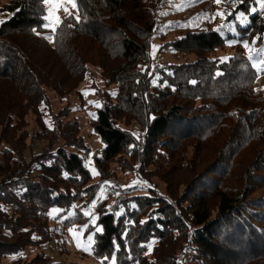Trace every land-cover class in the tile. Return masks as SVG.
<instances>
[{
	"label": "trees",
	"instance_id": "obj_1",
	"mask_svg": "<svg viewBox=\"0 0 264 264\" xmlns=\"http://www.w3.org/2000/svg\"><path fill=\"white\" fill-rule=\"evenodd\" d=\"M77 3L53 33L43 27L42 0H0V262L32 245L39 251L26 264H55L42 246H63L69 228L88 222L81 209L112 180L116 162L145 187L119 186L92 209L98 219L86 229L103 227L92 245L103 264L113 253L116 264H264V115L250 125L231 101L260 93L243 41L264 47V8L243 0L219 30L197 28L191 15L192 25L162 46L193 58L152 65V38L178 24L163 25L145 0ZM228 45L222 63L213 52ZM90 66L116 85L113 95L95 88L90 123L103 147L92 154L77 122L64 121L70 107L51 111L48 96L73 92ZM34 140L44 144L36 149Z\"/></svg>",
	"mask_w": 264,
	"mask_h": 264
},
{
	"label": "rangeland",
	"instance_id": "obj_2",
	"mask_svg": "<svg viewBox=\"0 0 264 264\" xmlns=\"http://www.w3.org/2000/svg\"><path fill=\"white\" fill-rule=\"evenodd\" d=\"M146 3L151 2L154 8H157V16L160 21H163L164 24H168L169 21L173 22L172 24L176 26L175 28H169L164 26L160 28L164 32L163 37L161 35L156 34L152 38L151 47H150V61L152 65H156L157 63H168V62H179L183 60H191L193 58V54H179L175 55L171 50L167 48V46H162L166 40H170L176 38L179 35V31L184 28V25H192L193 22H187L186 20L198 13L200 18V23L197 28L199 29H208L214 28L217 29L222 26L223 20L226 18V13L231 10L233 4L229 2V0H222L220 4H216L213 0H185V4L187 6H182L177 9L176 4H180L181 0H174L172 4L165 0V2H158L156 0H145ZM45 5V15H47V10L49 5ZM72 13H76V9H73L71 5H66ZM222 12L224 15L213 17V14L216 12ZM166 13V14H162ZM57 14L62 17L65 15L63 8H60ZM197 16V17H198ZM206 18L207 23L204 22ZM167 20V21H166ZM204 22V23H203ZM47 23V21H45ZM221 28V27H220ZM51 30L50 28H47ZM157 46V47H153ZM253 47V46H252ZM245 48V47H244ZM255 48V47H253ZM234 48L231 46H226L224 48H217L213 55L218 57H228ZM246 54H248V49L245 48ZM96 87L110 92L112 95L116 92V85L114 84H106L103 78L101 77L99 71L96 67L90 66L89 71L84 74L83 79L79 82L77 87L73 92L60 96L56 91L53 90L48 91L49 102H50V110L57 111L63 106H69L71 111L68 115L64 117L65 120H75L79 127V132L84 140V144L88 146L90 150V154L93 152H99L103 147V143L97 134L92 129L90 119L94 116V111L97 106L95 91H90V89H95ZM254 91H259L257 94H250L246 91L237 94L232 98V102L234 106H236L237 111L240 114H244L248 117L249 124L252 125L254 122L259 121L261 117L264 115V72L260 73L256 78V81L253 85ZM87 91V95L83 93ZM91 102V103H90ZM49 109H44L42 107V111L45 113L44 119L47 124H51V119L49 116ZM26 126L29 132L35 129L34 115L28 113L25 116ZM256 120V121H255ZM35 148L38 149L44 144L43 142H39L34 140ZM27 151L25 155L27 156ZM86 163L90 169L94 168L92 159L90 155L86 156ZM112 170L114 171V177L110 181V185H106V191L103 193L104 197H107L106 192H113L114 189L119 186H126L133 182L142 183L145 187V182L142 181L137 172H134L130 169H122L116 162L111 163ZM93 174V173H92ZM94 180L98 179V175H94ZM156 182L157 178L154 179ZM159 183V182H158ZM163 186V183H159ZM97 199V198H96ZM101 199H98V201ZM57 210V209H54ZM58 211H51V224H54V217ZM75 228V227H72ZM70 229V228H69ZM67 230L65 234L64 245L55 244L54 242H50L44 244L42 246V250L45 254L51 259V261L55 264H103L100 259L95 258L92 255V251H84L82 248L77 247V241L73 238V235ZM77 231H82V235L79 237L81 241H86L87 236L92 232H89L88 229H77ZM62 248V249H61ZM39 251L38 246H27L21 253L7 257L3 259L0 264H26L35 254Z\"/></svg>",
	"mask_w": 264,
	"mask_h": 264
},
{
	"label": "snow or ice",
	"instance_id": "obj_3",
	"mask_svg": "<svg viewBox=\"0 0 264 264\" xmlns=\"http://www.w3.org/2000/svg\"><path fill=\"white\" fill-rule=\"evenodd\" d=\"M42 2L46 5H49V8L47 10V15H45V17H44V20L47 21V23L43 24V27L44 28H50L53 33H55L58 30V28L61 26V24L63 23V19L57 14L59 9L63 8L65 15L68 17H72L73 13H72V11L69 10V8L66 5H71L73 9L78 8L77 0H42ZM168 2L170 4H172L174 2V0H168ZM189 2H191V0H189ZM197 2H198V0H197ZM213 2L216 4H220L222 2V0H213ZM229 2H231L233 5H235L237 3H242L243 0H229ZM257 2L260 4V6L262 8H264V0H257ZM175 6L177 7V9H179L182 6H187V5L185 4V0H181V3L176 4ZM251 11L255 12L256 9L252 8ZM162 14H166V13H162ZM222 15H224V13L218 11V12L213 14L212 18H215L216 16H222ZM74 18L77 20L79 19L78 17H74ZM237 19L240 20L241 23H243L244 22L243 14L237 15ZM0 23H3V21H0ZM220 27L223 28L225 26L222 25ZM217 30H219V29H217ZM33 31H35V29H33ZM48 39H51V37H48ZM236 42L237 41H228V43H230V44L236 43ZM153 47L155 48L157 46H153ZM243 47L248 49L247 59L251 62V67L257 70V76H258L260 73L264 72V47H261L258 49L253 48V47H251L249 41H247V40L243 41ZM229 59H230L229 57H221L220 58L222 63L229 60ZM218 75H219V73H218ZM192 83H195V81H193ZM90 91L94 92L95 89H90ZM83 94L87 95V91H85ZM113 94H115V93H113ZM97 106H99L98 102H97ZM91 171L94 175H99V173L96 171L95 168H92ZM133 183H135V182H133ZM110 184H111L110 181H104L100 185H98L100 191L97 193V199H93L91 201V204H89L86 208L81 209L83 215L90 218L87 223H85L84 225L81 226V229L88 228L89 225H96L98 217L95 215V213L92 211V209H94L96 207L98 199L104 198L103 193L106 191L105 186L110 185ZM128 186H130V185H128ZM128 186H122V187H128ZM84 194L85 193H81V195H84ZM117 195H119V193H117ZM110 208H111V206H109V209ZM53 211H58V210H53ZM73 215H75L74 212L68 213L69 217H71ZM115 215L120 216L121 213L117 212V213H115ZM62 218L66 219V217H62ZM141 223H144V221H141ZM69 232L73 235V238L76 239L78 248H82L84 251H94V248L92 247V245L95 243L94 236L96 233H102L103 227L102 226H96L95 232L89 234L87 236L86 241H81L79 239V237L82 235V231H77L75 228H70ZM147 246L149 247V250H151V243L148 244ZM104 260L108 261L109 257H105ZM111 264H116L115 253H113V255L111 257Z\"/></svg>",
	"mask_w": 264,
	"mask_h": 264
}]
</instances>
